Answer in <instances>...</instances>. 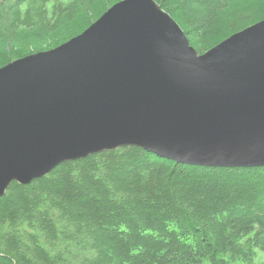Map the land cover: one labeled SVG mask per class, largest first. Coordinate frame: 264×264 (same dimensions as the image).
<instances>
[{
    "label": "water",
    "instance_id": "1",
    "mask_svg": "<svg viewBox=\"0 0 264 264\" xmlns=\"http://www.w3.org/2000/svg\"><path fill=\"white\" fill-rule=\"evenodd\" d=\"M123 147L264 167V20L198 54L154 0H123L67 42L0 68V197Z\"/></svg>",
    "mask_w": 264,
    "mask_h": 264
},
{
    "label": "trees",
    "instance_id": "2",
    "mask_svg": "<svg viewBox=\"0 0 264 264\" xmlns=\"http://www.w3.org/2000/svg\"><path fill=\"white\" fill-rule=\"evenodd\" d=\"M120 1L0 0V68L76 37ZM154 1L198 54L264 20V0ZM258 252L264 167L123 147L13 182L0 197V264H253Z\"/></svg>",
    "mask_w": 264,
    "mask_h": 264
},
{
    "label": "rangeland",
    "instance_id": "3",
    "mask_svg": "<svg viewBox=\"0 0 264 264\" xmlns=\"http://www.w3.org/2000/svg\"><path fill=\"white\" fill-rule=\"evenodd\" d=\"M83 33V32H82ZM81 34V33H80ZM79 35V34H78ZM77 36V35H76ZM67 42V41H66ZM63 44V43H62ZM61 45V44H60ZM59 46V45H58ZM50 50V49H49ZM45 51H47V50H45ZM40 52H42V51H40ZM34 54V53H33ZM32 55V54H31ZM27 56H29V55H27ZM236 264H242V263H236ZM253 264H264V253H262V252H258L257 253V258H256V260L254 261V263Z\"/></svg>",
    "mask_w": 264,
    "mask_h": 264
},
{
    "label": "bare ground",
    "instance_id": "4",
    "mask_svg": "<svg viewBox=\"0 0 264 264\" xmlns=\"http://www.w3.org/2000/svg\"><path fill=\"white\" fill-rule=\"evenodd\" d=\"M95 19V18H94ZM96 20V19H95ZM179 22V21H178ZM78 23V22H77ZM80 24V23H79ZM182 29V28H181ZM55 34V33H54ZM50 36V35H49ZM52 37V36H51ZM1 44V43H0ZM19 46V45H18ZM43 47V46H42ZM34 48V47H33ZM11 51V50H10ZM18 54V53H17ZM2 56V55H1ZM5 56V55H4ZM3 57V56H2ZM1 58V57H0ZM9 59V58H8ZM46 251V250H45Z\"/></svg>",
    "mask_w": 264,
    "mask_h": 264
}]
</instances>
